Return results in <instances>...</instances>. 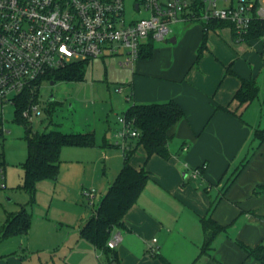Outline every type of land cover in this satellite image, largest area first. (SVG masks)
Masks as SVG:
<instances>
[{"label":"crops","instance_id":"crops-1","mask_svg":"<svg viewBox=\"0 0 264 264\" xmlns=\"http://www.w3.org/2000/svg\"><path fill=\"white\" fill-rule=\"evenodd\" d=\"M183 25L181 31L171 37L175 36L178 41L179 35L185 38L194 34L195 41L185 61H172L169 67L163 64L158 69L161 52L153 50L151 58H139L135 62L134 72L142 76L134 78L139 85L131 89L133 102L174 99L186 116L170 129L168 158L158 154L148 158L143 146L140 147L145 151L144 156L130 158L134 166L145 167L151 178L125 214V225L111 234L110 239L116 234L120 239L110 249L116 252L121 264H246L251 257L235 240L255 246L264 238V144L259 145L254 139V129L261 126V122L249 118L248 112L258 96L241 104L234 94L241 84L239 76L254 78L259 91L264 79L252 72L225 75L224 64L231 63L233 56L223 57L208 41L205 59L198 66L193 65L196 47L203 38V26ZM223 27L224 31L228 30L225 27L230 29L238 49H245L255 39L237 42L231 27ZM212 52L217 61L210 58ZM173 138L181 140L180 150L171 146ZM203 163L207 164L206 169L200 177L194 178L200 188L187 184V179L193 178L190 168ZM122 165L115 175L108 174L97 184L99 191L94 186L95 202L100 192L99 205ZM96 209L88 214L82 211L76 220L66 224L49 225L44 231L46 240L64 239V245L72 252L89 257L92 264H99V255H104L107 264H116L105 250L81 234L83 225ZM202 217L230 225L228 231L215 236L210 253L201 252L205 239ZM33 232L30 227L27 234L19 236L29 238ZM11 260L13 258H7L0 264Z\"/></svg>","mask_w":264,"mask_h":264},{"label":"rangeland","instance_id":"rangeland-1","mask_svg":"<svg viewBox=\"0 0 264 264\" xmlns=\"http://www.w3.org/2000/svg\"><path fill=\"white\" fill-rule=\"evenodd\" d=\"M135 1L125 0V17L128 22L133 18L147 15L146 11L138 12L134 8ZM183 24L182 22L171 24L172 32L167 39L180 32ZM195 25L197 28L204 24L195 22ZM223 28L209 30L207 41L209 46L217 49L223 57L233 56L231 63L224 64V74L237 76L236 73L252 72L254 76L260 75L261 79H264V36L255 38L250 46L247 45L242 50L236 47L235 41H232L230 29L225 27L228 29L226 32L222 30ZM194 41V34L185 38H180L179 35L176 42L155 40L154 51L161 52L158 69L163 67V64L169 67L168 64L172 61L174 63L185 61ZM200 44L196 47L192 63L195 66L205 59V53L208 51L206 48L197 61ZM165 45L168 46L167 49L164 48ZM237 49L239 53L236 52ZM126 50L125 47L122 51ZM209 56L216 60L213 52ZM123 57L124 53L111 54L105 50L102 56L85 62L82 78H52L42 82L37 102L40 114L35 113L33 118L28 120L27 127L33 132L45 129L74 133L93 132L95 144L62 148L58 177L40 179L36 184L33 202L31 194L21 188L24 183V161L28 153L26 126L16 118L15 107L12 104L4 108L1 124L5 129V135L0 145L4 153V176L0 175V230L10 214L26 206L32 217L31 227L34 232L29 238L12 235L1 239L0 262L13 258L8 264H92L89 257L72 252L67 244L64 245V239L56 238L48 242L44 231L49 225L66 224L76 220L78 213L82 211L88 214L96 209L99 205L100 192L95 206L90 207L83 189L97 188L99 191L97 184L102 183L108 174L115 175L123 163L124 151L114 144V135L120 128L119 116L133 103L131 89L139 85L138 79L134 78L142 76L134 72L135 64L133 68L123 67L120 63ZM228 67L234 73H228ZM120 86H123V91H116ZM250 107L252 108L248 111L249 118L261 122V126H264V81L258 97ZM181 144V140L177 138H173L171 142V146L177 150L181 149ZM144 154V149L138 146L131 157H142ZM104 165L106 167L103 171ZM196 182L194 178L187 179V184L200 188ZM227 226L228 231L230 225ZM235 242L242 248L240 240L236 239ZM97 261L99 264H107L104 255H99ZM246 264L258 262L251 257Z\"/></svg>","mask_w":264,"mask_h":264},{"label":"built area","instance_id":"built-area-1","mask_svg":"<svg viewBox=\"0 0 264 264\" xmlns=\"http://www.w3.org/2000/svg\"><path fill=\"white\" fill-rule=\"evenodd\" d=\"M134 8L147 15L128 22L125 0H0V145L5 135L4 108L9 104L16 108L28 90L32 96L23 115L29 120L40 114L38 90L44 80L52 79L53 71L102 56L105 50L124 53L121 65L133 68L143 47L167 40L171 24L177 22L223 21L238 42L246 40L255 19H264V0H136ZM116 91L122 92L123 86ZM118 121L114 144L127 151L139 131L124 113ZM206 167V163L194 167L191 177H200ZM0 175L4 176L2 149ZM84 193L94 207L96 190ZM119 239L116 234L108 246L113 248Z\"/></svg>","mask_w":264,"mask_h":264},{"label":"trees","instance_id":"trees-1","mask_svg":"<svg viewBox=\"0 0 264 264\" xmlns=\"http://www.w3.org/2000/svg\"><path fill=\"white\" fill-rule=\"evenodd\" d=\"M227 25L223 21L214 20L203 25V38L198 49L197 61L207 48L209 30H215ZM264 36V19H255L246 40ZM153 43L146 44L140 52L139 58H150L153 55ZM85 61L72 63L60 70L51 72L50 78L80 79L84 74ZM228 73H234L228 67ZM241 84L234 94V98L241 104L253 101L259 94V86L254 78L239 76ZM30 91H25L17 101L15 108L16 118L26 126L25 138L27 141V157L24 161V183L23 190L31 194L34 200L36 184L40 179L57 178L60 171V157L62 148L65 146H87L94 145L93 132H63L58 129H45L41 132H33L27 127L28 120L23 111L31 101ZM37 99V92L33 100ZM124 114L133 120L134 127L138 129L139 136L131 138V148L124 151L123 165L116 178L103 196L96 212L88 219L81 229L83 237L91 241L99 249L105 250L116 261L121 264L115 251L108 246L111 234L117 227L124 226V216L130 207L137 201L145 188L151 173L145 167H136L130 157L138 146H143L149 158L158 154L164 158L170 156L169 142L171 140L170 129L186 116L182 106L174 99L163 102H133L125 110ZM254 139L259 145L264 144V126L254 129ZM244 165V164H243ZM242 167L237 171L239 173ZM205 239L201 248L202 253H210L213 248L215 236L227 229V225L218 223L211 217H202ZM31 227V215L26 206L16 213L8 216L6 223L0 230V240L12 235H25ZM246 253L264 264V238L255 245L249 246L240 242Z\"/></svg>","mask_w":264,"mask_h":264},{"label":"water","instance_id":"water-1","mask_svg":"<svg viewBox=\"0 0 264 264\" xmlns=\"http://www.w3.org/2000/svg\"><path fill=\"white\" fill-rule=\"evenodd\" d=\"M170 41H171V42H176V37H175V36L171 37ZM53 82H54V81H52V83H53Z\"/></svg>","mask_w":264,"mask_h":264}]
</instances>
